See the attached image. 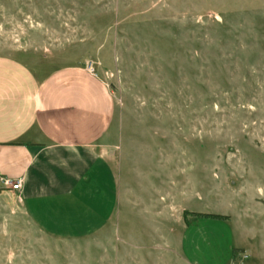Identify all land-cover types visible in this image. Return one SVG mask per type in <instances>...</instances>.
Returning a JSON list of instances; mask_svg holds the SVG:
<instances>
[{"label": "rangeland", "instance_id": "obj_1", "mask_svg": "<svg viewBox=\"0 0 264 264\" xmlns=\"http://www.w3.org/2000/svg\"><path fill=\"white\" fill-rule=\"evenodd\" d=\"M0 59L91 64L117 189L106 227L66 240L0 188V264H264V0H0Z\"/></svg>", "mask_w": 264, "mask_h": 264}, {"label": "crops", "instance_id": "obj_2", "mask_svg": "<svg viewBox=\"0 0 264 264\" xmlns=\"http://www.w3.org/2000/svg\"><path fill=\"white\" fill-rule=\"evenodd\" d=\"M114 109L106 84L82 66L41 75L0 59V178L21 180L20 191L13 193L41 232L80 239L110 222L117 189L110 197L103 192L113 169L100 143ZM100 191L102 199L92 204L93 192ZM104 205L110 207L106 214ZM231 259L229 252L227 262Z\"/></svg>", "mask_w": 264, "mask_h": 264}, {"label": "built area", "instance_id": "obj_3", "mask_svg": "<svg viewBox=\"0 0 264 264\" xmlns=\"http://www.w3.org/2000/svg\"><path fill=\"white\" fill-rule=\"evenodd\" d=\"M86 71L91 75H94V70L91 64L86 65ZM22 182L19 179L13 180L8 178H0V188L10 192H18L21 189Z\"/></svg>", "mask_w": 264, "mask_h": 264}, {"label": "trees", "instance_id": "obj_4", "mask_svg": "<svg viewBox=\"0 0 264 264\" xmlns=\"http://www.w3.org/2000/svg\"><path fill=\"white\" fill-rule=\"evenodd\" d=\"M206 216H207V217H211V218H216V219L220 218V217L215 216V215H206ZM232 251H233V253H234V252H235V249H233Z\"/></svg>", "mask_w": 264, "mask_h": 264}]
</instances>
